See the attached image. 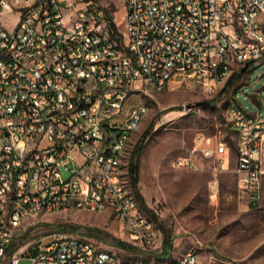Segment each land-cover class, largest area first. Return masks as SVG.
Instances as JSON below:
<instances>
[{
    "label": "built area",
    "instance_id": "built-area-1",
    "mask_svg": "<svg viewBox=\"0 0 264 264\" xmlns=\"http://www.w3.org/2000/svg\"><path fill=\"white\" fill-rule=\"evenodd\" d=\"M264 61V0H124L115 36L97 0H0V264L17 232L41 214L86 211L122 225L128 243L157 246L155 224L120 167L146 107L131 96L171 87L222 85L235 66ZM124 114V120L120 121ZM237 134L233 173L249 206L264 201V101L232 105ZM114 131L118 133H113ZM230 147L198 133L177 167L209 168L217 186ZM63 171L66 176H63ZM14 252L32 264H146L69 234ZM37 248L35 254L28 252ZM189 250L159 264H197Z\"/></svg>",
    "mask_w": 264,
    "mask_h": 264
},
{
    "label": "rangeland",
    "instance_id": "rangeland-1",
    "mask_svg": "<svg viewBox=\"0 0 264 264\" xmlns=\"http://www.w3.org/2000/svg\"><path fill=\"white\" fill-rule=\"evenodd\" d=\"M97 1L112 18L115 36H122L124 0ZM260 101H264V61L247 69L235 66L229 79L210 93L184 85L131 96L126 112L142 105L146 113L128 138L120 169L135 196L129 168L132 161L138 165V191L146 209L135 198L155 224L157 246L148 251L124 250L116 244L128 243L125 230L110 216L86 211L54 212L33 217L20 228L5 264L14 252L37 240L42 239L40 250L44 249L58 233L109 250L123 262L168 263L192 250L198 254L197 264H264V201L260 206H249L240 196L232 171L220 173L213 187L209 168L193 172L175 164L176 159L188 155L196 135L203 133L210 147L218 140L229 145V158L222 156L223 167H234L237 134L227 122V110L235 105L254 112ZM123 120L124 114L120 118ZM144 134L142 151L137 155ZM66 174L63 171V176ZM165 242H170L168 257L162 256ZM31 254L30 250L27 256ZM20 264L32 261L22 257Z\"/></svg>",
    "mask_w": 264,
    "mask_h": 264
},
{
    "label": "trees",
    "instance_id": "trees-1",
    "mask_svg": "<svg viewBox=\"0 0 264 264\" xmlns=\"http://www.w3.org/2000/svg\"><path fill=\"white\" fill-rule=\"evenodd\" d=\"M107 18L110 21V25H111L112 30L116 32V26H115L114 22L112 21V18L111 17H107ZM145 135L146 134H144L142 136L140 143L137 145V148L135 151V153L137 155H140V152L142 151V143L141 142L144 140ZM129 171H130L131 186H132L133 192H134L135 196L137 197V199L140 201L141 205L145 208L144 199L138 191V165L132 161L130 163ZM116 245H117V247L122 248L124 250H128V251L139 250L137 247H134V246H132L126 242H122V241H118ZM169 255H170V242L169 243L165 242L164 247L162 249V256L168 257Z\"/></svg>",
    "mask_w": 264,
    "mask_h": 264
},
{
    "label": "crops",
    "instance_id": "crops-1",
    "mask_svg": "<svg viewBox=\"0 0 264 264\" xmlns=\"http://www.w3.org/2000/svg\"><path fill=\"white\" fill-rule=\"evenodd\" d=\"M234 167H235V164H234ZM234 167H230V166H229V170H227V171H225V172H228V171H232V172H233ZM225 168H226V167H225Z\"/></svg>",
    "mask_w": 264,
    "mask_h": 264
},
{
    "label": "water",
    "instance_id": "water-1",
    "mask_svg": "<svg viewBox=\"0 0 264 264\" xmlns=\"http://www.w3.org/2000/svg\"><path fill=\"white\" fill-rule=\"evenodd\" d=\"M37 252V248L32 249V254H35Z\"/></svg>",
    "mask_w": 264,
    "mask_h": 264
}]
</instances>
